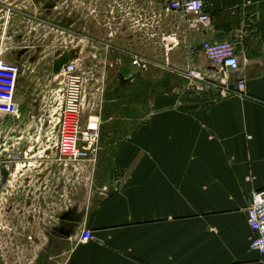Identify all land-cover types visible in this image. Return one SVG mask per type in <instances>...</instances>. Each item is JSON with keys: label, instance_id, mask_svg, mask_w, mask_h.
<instances>
[{"label": "crops", "instance_id": "obj_1", "mask_svg": "<svg viewBox=\"0 0 264 264\" xmlns=\"http://www.w3.org/2000/svg\"><path fill=\"white\" fill-rule=\"evenodd\" d=\"M202 2L210 24L200 31L184 26L173 33L180 43L172 46L168 62L161 52L160 61L150 63L140 77L157 86L164 105L150 108L142 122L117 121L116 113L125 107L112 106L109 113L104 114L105 108L96 113L95 124H83V130L91 127L100 134L94 170L72 171L84 164L64 170L55 148L52 155L46 149L38 156L31 143L39 139L31 131L43 130L44 123L26 129L27 144L0 143L1 182L20 177L26 184L34 175L58 168L82 179L75 198L65 186H54L63 202L53 212L56 233L50 234L44 252L61 258L62 264H264V255L251 248L254 233L248 224L252 195L264 189V0ZM166 4L169 14L184 21L168 10V0ZM80 29L84 33V25ZM106 33L98 31L99 44L106 42ZM223 40L237 43L236 72H218L204 55V41ZM7 41L2 39L0 52L23 70L3 45ZM69 48L56 57L64 62H29L28 76L37 67L43 70L35 81L21 75L19 96L26 99L34 90L41 95L43 87L52 88L62 67L81 57V51L79 56ZM128 58L111 79L119 82L136 73ZM169 63L202 75L195 82L183 77L186 89L176 90L180 100L175 107H169ZM239 80H245L247 96L238 94ZM84 230L91 233L87 242L81 240Z\"/></svg>", "mask_w": 264, "mask_h": 264}, {"label": "rangeland", "instance_id": "obj_2", "mask_svg": "<svg viewBox=\"0 0 264 264\" xmlns=\"http://www.w3.org/2000/svg\"><path fill=\"white\" fill-rule=\"evenodd\" d=\"M148 1L0 0V45L2 39L7 38V44L4 42L3 45L11 50L15 61L23 63L21 75L24 73L23 76L30 78L29 81L33 78L35 81L43 70L42 67H37L36 74L28 76L29 62H44L47 66L52 62H64L58 61L63 47L76 50L79 56L81 51V71L92 78L89 106L84 114L83 124H95V120L92 123L91 121L96 113L112 106L125 107L116 113L117 121L123 118V121L128 122L129 118L132 122H142L147 118L150 108L164 105L161 104L157 86L143 81L144 78H136L131 83V77L120 85L117 77L111 79V73L118 70L114 61L121 57H129L130 60L139 57L153 65V62L160 61L163 52L164 62H168L169 54L173 52L172 46L179 42L174 40L173 33L176 35L181 28L188 26L181 17L167 12L166 0H151V5ZM83 25L84 33L80 29ZM103 30L108 32L105 37L107 40L99 44L98 40L101 38L96 35ZM239 39L238 34L237 40ZM231 42L237 48V43L233 40ZM107 45L116 48L118 52L114 55L109 53ZM44 51L46 53L43 54ZM47 68L51 70V67ZM166 68L169 107H175L180 100L176 90L184 89L186 84L182 80L189 73L173 68L170 63ZM124 72L132 73L128 70ZM54 87L48 90L43 87L41 95L34 90L26 99L20 97L23 91L18 92L16 106L20 107V115L0 116L1 144L8 141L27 144L26 129L33 130L44 123L46 125L43 130L31 131L39 139L38 142L31 143V148L37 154H42L46 149L49 155L55 153L54 135L49 128V125L54 126L55 121L49 113L51 90ZM32 107L36 108V112L30 111ZM105 113H109V109ZM96 165L98 161L84 164V169L74 168L72 171L84 170L88 173ZM58 169H52L50 173L46 170L41 175L36 174L26 184L20 177L2 182L0 180V264H62L61 258L44 252V247L50 246V234L56 233L52 227L55 221L53 212L63 202L61 195L55 194L54 186L56 183L57 187L65 186L69 196L72 194L75 198L80 191L82 179L76 174H64V170ZM75 200L73 199L74 203Z\"/></svg>", "mask_w": 264, "mask_h": 264}, {"label": "built area", "instance_id": "obj_3", "mask_svg": "<svg viewBox=\"0 0 264 264\" xmlns=\"http://www.w3.org/2000/svg\"><path fill=\"white\" fill-rule=\"evenodd\" d=\"M168 4V10L181 14L192 31H200L211 22L202 0H168ZM107 46H109L107 48L109 53L112 52L114 55L118 52L116 48ZM202 49L209 63L218 72L226 74L240 69V59L231 41H204ZM3 55L4 53L0 52V116L20 115V107L16 106V99L20 90L22 68L16 62L6 60ZM114 62L117 68H121L126 64V59L121 57ZM81 63L82 57L68 61L54 77L55 87L51 90L49 113L52 118H55L52 135H54V148L58 154L56 162L64 170L77 164L97 163L100 152L99 131L88 127L83 130L92 78L81 71ZM129 66L136 71L130 76L129 81L134 83L136 78L142 77V74L149 71L150 63L142 58L134 57L130 60ZM188 78L195 82L201 80L202 75L197 70H191ZM128 80V77H124L119 83ZM237 89L241 96H247L245 80L238 81ZM248 224L254 233L251 248L264 255V189L252 195L248 209ZM90 238L91 233L84 230L81 240L87 242Z\"/></svg>", "mask_w": 264, "mask_h": 264}]
</instances>
